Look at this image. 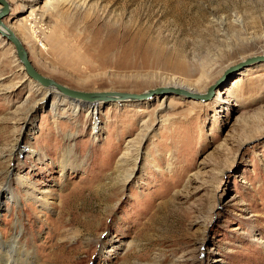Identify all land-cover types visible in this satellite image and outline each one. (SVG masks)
<instances>
[{"label": "rangeland", "instance_id": "1", "mask_svg": "<svg viewBox=\"0 0 264 264\" xmlns=\"http://www.w3.org/2000/svg\"><path fill=\"white\" fill-rule=\"evenodd\" d=\"M7 1L33 66L76 90L204 92L264 53V0ZM87 103L32 81L0 35L11 264H264V61L208 101Z\"/></svg>", "mask_w": 264, "mask_h": 264}, {"label": "water", "instance_id": "2", "mask_svg": "<svg viewBox=\"0 0 264 264\" xmlns=\"http://www.w3.org/2000/svg\"><path fill=\"white\" fill-rule=\"evenodd\" d=\"M10 6L7 0H0V35L7 40L15 51V55L23 67L26 75L32 79L35 83L43 86L55 87L62 94L69 98H78L83 101L99 100L102 102L110 101H141L146 100L153 95H163L167 93L169 95H175L184 99H191L197 101H208L212 99L216 91L223 83L231 77V74L242 69L245 66L253 65L255 63L264 61V53L252 55L246 57L235 64H231L225 68L221 75L214 80L204 92H198L195 90L188 89L183 86L173 85H160L150 88L141 93H130L120 91H81L69 88L61 83H58L52 78L46 77L41 74L33 66L29 54L23 45L21 39L17 36L15 31L11 29L3 19L9 14Z\"/></svg>", "mask_w": 264, "mask_h": 264}, {"label": "bare ground", "instance_id": "3", "mask_svg": "<svg viewBox=\"0 0 264 264\" xmlns=\"http://www.w3.org/2000/svg\"><path fill=\"white\" fill-rule=\"evenodd\" d=\"M24 26H26V25H24ZM23 26V27H24ZM25 29V28H24ZM173 78V77H172ZM175 78V77H174ZM174 82V81H173ZM184 82V81H183ZM38 84V83H37ZM38 85H40V84H38ZM175 85H177V86H183V87H186V88H188V89H191V90H194V89H192L191 87H189L188 85H185V84H181V83H175ZM190 85V84H189ZM40 86H42V87H46V88H53V89H56L57 90V88H55V87H49V86H43V85H40ZM195 91H197V90H195ZM58 92H60L59 90H58ZM61 93V92H60ZM62 94V93H61ZM64 95V94H63ZM70 99H72V100H75V101H77V100H80L81 102H88L87 104H85V106L87 107V109L89 110V111H91V113L92 114H95L96 112H97V109H98V103L97 102H100L99 100L97 101V100H91V101H83V100H81V99H78V98H70ZM78 103V102H77ZM76 107V105L74 106V108ZM20 181H21V183L22 184H24L25 183V181L24 180H21L20 179ZM43 199H44V197H43ZM39 200V199H38ZM48 203L49 202H45V204H47L48 205ZM12 239H11V241H9V242H12L11 244H10V249H9V252H10V250L12 249V250H14L15 252L18 250L17 249V247H18V245H19V248H20V244H19V237L18 236H13V237H11ZM1 239H0V243H1ZM8 242V243H9ZM8 243L6 244V245H2V244H0V264H11V262H12V259H11V257H10V254H9V256H7V251L5 250L6 249V247H7V245H8ZM3 251H6V254L3 252ZM13 252V251H12ZM5 254V255H2V254ZM2 262V263H1Z\"/></svg>", "mask_w": 264, "mask_h": 264}]
</instances>
